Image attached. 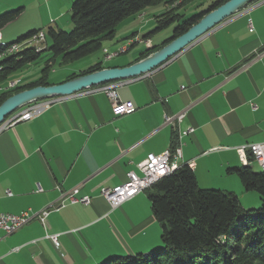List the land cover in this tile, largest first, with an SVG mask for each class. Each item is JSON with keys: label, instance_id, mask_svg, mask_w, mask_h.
Segmentation results:
<instances>
[{"label": "crops", "instance_id": "0c3cea01", "mask_svg": "<svg viewBox=\"0 0 264 264\" xmlns=\"http://www.w3.org/2000/svg\"><path fill=\"white\" fill-rule=\"evenodd\" d=\"M39 1L46 10L42 25L70 26L74 0ZM147 10L137 15L149 25ZM0 34V42L13 39L4 29ZM132 34L141 37L134 28L126 36ZM131 60L102 61L124 67ZM119 82L120 100L136 106L132 114L114 115L107 95L92 88L58 98L37 118L0 130V213L41 211L59 198V189L79 187L80 196L92 199L89 205L66 200L44 223L34 219L1 239L0 264H101L149 253L151 233L160 229L148 191L112 209L101 190L125 183L129 171L140 173L137 164L148 154L172 149L175 133L182 157L174 162L178 167L191 162L201 188L235 187L245 196L239 177L228 169L252 166L244 162L248 152L238 149L264 141V0L150 73ZM180 113V122H164L166 114ZM189 128L194 132L179 143V132ZM55 234L59 248L48 237Z\"/></svg>", "mask_w": 264, "mask_h": 264}, {"label": "trees", "instance_id": "16d2710c", "mask_svg": "<svg viewBox=\"0 0 264 264\" xmlns=\"http://www.w3.org/2000/svg\"><path fill=\"white\" fill-rule=\"evenodd\" d=\"M190 1L75 0L71 7L73 29L65 31L56 26L48 27L45 35L49 44L44 47L28 45L41 29L29 31L11 43L0 42L5 43L0 45V87H5L16 73L45 59L36 80L7 91L0 90V105L20 91L59 84L106 68L100 60L85 69L71 72L59 82L50 78L54 65L72 64L102 50L105 40L115 39L122 22L148 8L167 7L155 17V28L143 34L141 40L145 41L171 25L175 28L169 38L160 42L153 40L152 47L139 51L128 65L164 47L172 38L188 31L208 11L229 0H213L207 8L187 17L180 10ZM22 10L1 14L0 29ZM132 36L135 35L125 40ZM14 45L22 47L18 52H11ZM135 46L133 44L129 51ZM176 140L175 133L172 150L177 147ZM228 173L239 177L244 193L253 191L260 195V208L245 209L241 197L235 192L201 188L194 170L182 165L148 189L154 219L162 227L163 246L147 254L113 257L101 264H264V171L254 172L251 165H245L230 168Z\"/></svg>", "mask_w": 264, "mask_h": 264}, {"label": "built area", "instance_id": "2783aa9c", "mask_svg": "<svg viewBox=\"0 0 264 264\" xmlns=\"http://www.w3.org/2000/svg\"><path fill=\"white\" fill-rule=\"evenodd\" d=\"M253 31V27L250 29ZM1 37V34H0ZM46 41V35L43 31L36 34L30 42L44 43ZM141 41L140 38L136 37L133 40H127L128 51L134 42ZM10 50L11 52H18V48ZM128 51H115L110 52L107 49L104 50V60L113 59L120 54H124ZM120 82L106 83L97 87H94L91 92L102 91L109 98L113 113L116 116L132 114L136 111V106L131 101L123 102L120 100L117 88ZM58 98H48L44 100H39L28 104L19 110L15 111L7 120V122L2 126V129L13 126L17 123L30 121L34 118L40 116L44 111L49 109ZM184 117V113L177 115H168L164 117V122L166 124H174L176 121L180 122ZM194 132V128H189L185 131L179 132L178 138L179 143L183 136L189 135ZM243 155L248 152V158H245L244 162L250 163L251 160L259 167L264 164V141L249 143L238 149ZM182 157L181 144H179L174 150L169 149L161 154L150 153L147 157L137 164V168L140 173L135 171H129L127 173V181L121 185L114 188H103L101 190V196L104 197L112 209L120 207L125 202L133 199L136 195L142 192V190L150 189L156 182L162 178L172 174L178 165L174 162ZM251 159V160H250ZM184 165H188L192 170L194 166L191 162H186ZM43 188L41 185H37V191L41 192ZM59 198L48 207L44 208L38 212L24 211L19 215L0 213V240L6 236L12 235L19 231L21 228L26 226L32 220L37 219L42 223L45 222L46 218L52 211L60 210L65 207V201L68 200L71 204L79 203L82 205H89L92 201L90 196H80V188L76 187L70 191H61L59 189ZM56 247H60L59 235L48 236Z\"/></svg>", "mask_w": 264, "mask_h": 264}, {"label": "rangeland", "instance_id": "374dc122", "mask_svg": "<svg viewBox=\"0 0 264 264\" xmlns=\"http://www.w3.org/2000/svg\"><path fill=\"white\" fill-rule=\"evenodd\" d=\"M212 1L213 0H192L190 2H187L186 6H184L180 11L187 14V17H190L191 14H193L195 12H199L202 9L207 8L211 4ZM256 1H258V0H256ZM19 8H23L21 13H19L17 15V17L14 20H12L9 24H7L6 26H4L3 28L0 29V30H3V29L6 30L7 33H9V34H11V36H13V39L8 41L9 43L14 42L20 36L27 34L29 31L41 29L45 33L48 27H50V26L55 27L56 26L54 24L53 25H42L44 23L41 22V18H44L46 10L44 8V5L41 4V2L39 0H0V15L5 13V12L17 10ZM166 9H167V7H165V6H161V7H157V8H149L148 10L146 9L147 13H149V15L145 18V20L150 21L149 25H147L146 23L142 24L144 19H140L138 15L135 16L134 18H132L131 20L126 19L124 22L125 24L122 22L123 24H121V27H120L119 32H118V36L115 38V40H112V41L111 40H105L103 42V48H108L110 50V52H115V51H119V50L121 51V49H124V51H128V43H124L125 41L124 40L121 41V39L127 37L128 35L126 36V34L132 32L133 28H134V30H138L140 32V36L142 37L143 34L149 32L153 28H155V26H156L155 17L158 16L159 14H162L163 12H165ZM70 16H71V14H70ZM70 16H69V19H70ZM69 21H70L69 22L70 26H66V21H64V22H62V24H59L60 28L65 30V31H71L74 26H73V23L71 22V19ZM174 28H175V25H171L170 27L164 29L163 31H161L157 34H155V36H153V37H151L145 41H143V40L137 41V42L135 41L133 43L136 45L134 48H132L127 54H120L119 56H116L115 60L118 61V60H123L125 58L126 59L133 58L142 49H144L146 47H152V41L153 40H154V42H160L163 39L169 38L172 35ZM141 37H139V38L141 39ZM134 38H136V37L135 36L130 37L128 40L134 41ZM117 41H119V42H117ZM46 43L49 44L48 39H46V42H44V43L29 42L28 45L29 46L44 47L46 45ZM159 49H161V48H158V49L154 50L153 52H155ZM147 56H145V57H147ZM44 60L45 59H41L40 61H38L37 64H34L29 69L24 70L20 73H16V77H18V76L19 77L18 78L13 77L12 79H15V80L9 81V83L20 80L22 82H20L21 84L19 83V85H22V84L25 85L29 82L36 80L38 77H40L41 69L43 67ZM99 60H101V61L104 60L103 49L95 52L92 55H89L85 58H82L81 60H79L75 63H72V64H66V65L56 64V65H54L52 67V70H51L50 78L53 82H59L60 80L66 78V76L68 74H70L71 72H73V71L77 72L78 70H80L82 68H87V67L95 64ZM106 68H109V67H106ZM109 83H111V82H109ZM0 90H3L2 87H0ZM8 118L6 119V122H7ZM252 169L254 172H260L261 171V168L255 162L252 163ZM233 188H234L233 190H231V189L230 190L225 189V190L233 191L236 193L239 192V191H235L238 189H235V187H233ZM216 189H219V188H216ZM145 191H148V189ZM237 194L241 197L240 193H237ZM241 200H242L243 207L245 209H258L262 206V201H261L260 195L257 192H253V191L248 192L245 194V196L241 197ZM156 225H157V227H159L160 231L159 232L154 231L153 233H151V236L154 240L153 245L151 244L152 245L151 250L161 248L163 246L162 240H161L162 227L158 223ZM154 243H156V244L154 245ZM126 256H130V255H126Z\"/></svg>", "mask_w": 264, "mask_h": 264}, {"label": "water", "instance_id": "95a60500", "mask_svg": "<svg viewBox=\"0 0 264 264\" xmlns=\"http://www.w3.org/2000/svg\"><path fill=\"white\" fill-rule=\"evenodd\" d=\"M255 1L256 0L227 1L223 5L208 11L184 34L177 38H172V40L161 49L131 65L103 68L59 84L36 86L10 96L0 105V129L11 114L33 102L48 98L72 96L102 84L133 79L150 73L152 70L186 49L224 20L240 13L245 7Z\"/></svg>", "mask_w": 264, "mask_h": 264}, {"label": "bare ground", "instance_id": "6f19581e", "mask_svg": "<svg viewBox=\"0 0 264 264\" xmlns=\"http://www.w3.org/2000/svg\"><path fill=\"white\" fill-rule=\"evenodd\" d=\"M0 45H5V43H0ZM17 47H19L18 45H14V46H12L11 48H10V50H13V49H15V48H17ZM126 49V48H125ZM20 50V48H18V51ZM120 51V50H119ZM121 51H124V49H121ZM109 60H111V59H106V61H109ZM20 82H22V81H20V80H17V81H14V82H11V83H8L7 85H6V87H2V89L4 90V91H7V90H9V89H11V88H14L15 86H17V85H19V83ZM21 84V83H20ZM2 90V91H3ZM251 162H253V161H251ZM251 165V164H250ZM261 168V170L262 171H264V164H262V166L260 167ZM143 191H145V190H142V192Z\"/></svg>", "mask_w": 264, "mask_h": 264}]
</instances>
